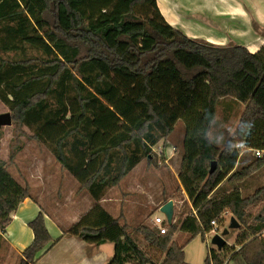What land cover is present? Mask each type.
I'll return each mask as SVG.
<instances>
[{"label":"trees","instance_id":"16d2710c","mask_svg":"<svg viewBox=\"0 0 264 264\" xmlns=\"http://www.w3.org/2000/svg\"><path fill=\"white\" fill-rule=\"evenodd\" d=\"M0 89L10 97L4 102L12 122L32 128V138L93 200L63 235L113 243L107 264H183L177 230L190 240L228 213L240 224L235 245L211 249L210 264H226L228 250L229 261L264 264V184L248 196L235 186L264 157L237 169L234 140L219 147L209 136L219 100L230 97L244 104L242 144L264 150V44L250 52L189 37L167 23L156 0H0ZM179 120L185 138L177 196L183 189L192 211L164 234L136 227L149 250L159 252L154 256L100 200L155 154L152 147ZM223 181L231 189L219 190ZM27 197L0 158V236ZM27 225L33 239L17 264H34L51 241L42 212Z\"/></svg>","mask_w":264,"mask_h":264},{"label":"rangeland","instance_id":"374dc122","mask_svg":"<svg viewBox=\"0 0 264 264\" xmlns=\"http://www.w3.org/2000/svg\"><path fill=\"white\" fill-rule=\"evenodd\" d=\"M204 40V39H203ZM206 41V40H205ZM10 98L0 89V113L10 112L4 102ZM244 104L230 97L219 100L215 118L212 122L209 136L211 140L222 147L231 138L234 144L239 142V159L237 169L254 160L251 151L245 149L240 137L242 136L239 117ZM243 128V127H242ZM32 128L12 122L11 125L0 127V158L7 164L9 172L22 186H25L30 197L40 201L42 209L47 212L61 229L66 230L73 222L80 218L93 200L74 177L58 163L51 149L44 143L32 138ZM185 138V126L182 120L176 122L173 131L167 139L159 140L153 147L155 154L150 158H143L116 186L109 187L105 193V205L113 216L121 217V222L128 225V232L142 247L148 248L142 236L136 232V227L143 223L149 226L159 205L167 200L177 201L175 217L183 218L189 214L191 202L184 193L177 196L179 171L182 157V143ZM173 147L175 149H173ZM264 184V165L235 186L240 187L246 196L252 194L257 187ZM231 184L224 181L219 190H228ZM252 190L251 193H248ZM230 214H226L222 226L217 233L228 227ZM238 229H229L223 238L230 246L235 245ZM216 232L210 231L198 234L188 240L187 234L177 232L173 239L183 246V264H210L209 252L215 249L211 238ZM264 235V232H263ZM110 243V242H109ZM233 244V245H232ZM238 247L235 246V249ZM148 252L159 256L156 250ZM19 253L11 248L4 234L0 236V264H17ZM232 250L225 254L226 264H240L237 260L229 261Z\"/></svg>","mask_w":264,"mask_h":264},{"label":"crops","instance_id":"0c3cea01","mask_svg":"<svg viewBox=\"0 0 264 264\" xmlns=\"http://www.w3.org/2000/svg\"><path fill=\"white\" fill-rule=\"evenodd\" d=\"M156 3L167 23L189 37L217 45L238 43L250 52L264 44V0H156ZM241 193L246 196L242 190ZM110 200L103 197L100 203L105 205ZM42 208L39 200L27 197L11 214L3 234L12 249L21 252L32 241L33 232L27 223L42 212L51 241L38 253L34 264H107L114 252L113 243L91 244L63 235V229ZM223 222L218 223V230Z\"/></svg>","mask_w":264,"mask_h":264},{"label":"water","instance_id":"95a60500","mask_svg":"<svg viewBox=\"0 0 264 264\" xmlns=\"http://www.w3.org/2000/svg\"><path fill=\"white\" fill-rule=\"evenodd\" d=\"M12 124V117L10 112L0 113V127L7 126ZM216 167V160L211 162L209 173L213 172ZM161 212L166 215L167 220L170 222L173 215V200L169 199L164 204H162L159 208ZM240 224L235 219V217L231 216L229 220V224L227 228H224L221 233H215L211 238V243L215 245L216 249L220 250L222 246L226 243V240L223 236L229 233V229L239 228Z\"/></svg>","mask_w":264,"mask_h":264},{"label":"built area","instance_id":"2783aa9c","mask_svg":"<svg viewBox=\"0 0 264 264\" xmlns=\"http://www.w3.org/2000/svg\"><path fill=\"white\" fill-rule=\"evenodd\" d=\"M235 148H237V149L240 148L239 142H237L235 144ZM173 149H175V148L173 147ZM245 149H247L248 151H251L255 158H263L264 157V150L247 148V147H245ZM182 191H183L185 197L187 198V195L183 189H182ZM177 203H178L177 201L173 200V215H172L170 222L167 220L166 215L159 210L161 205H159L157 207L155 215L151 218V224L154 228H156L158 230V232L160 234L166 233L168 228L176 221V217H175L176 210L175 209L177 207ZM210 225L212 227L210 231L217 233L218 223L216 222V220H211Z\"/></svg>","mask_w":264,"mask_h":264}]
</instances>
